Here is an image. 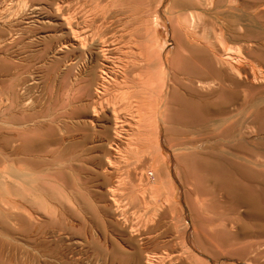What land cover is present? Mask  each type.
I'll use <instances>...</instances> for the list:
<instances>
[{"label": "rangeland", "instance_id": "1", "mask_svg": "<svg viewBox=\"0 0 264 264\" xmlns=\"http://www.w3.org/2000/svg\"><path fill=\"white\" fill-rule=\"evenodd\" d=\"M54 1L58 0H0L4 12L0 11V25L8 12L19 13L14 16V25L0 27V264H144L148 253L162 254L164 250L172 254L175 264H180L178 256H186L184 251L190 254L181 264H264L263 253L254 255L239 244L241 241H231L221 231L220 224L230 210L225 168L217 176L208 174L198 160L188 157L190 148L180 150L173 144L169 127L158 128V138L146 141L144 147L127 141L126 130L117 137L110 107L98 108L94 87H84L88 53L78 43H68L69 29ZM114 1L102 0L99 4L111 10L122 8L120 16H125H119L120 23L112 19L114 26L107 33H113L107 36L110 42L112 38L118 42L121 39L119 49L109 47L113 57L123 54L128 39L139 43L151 36L163 59L181 54L180 47L188 42L176 19L177 14L187 16L185 7H173L175 0H123L119 6ZM90 4L91 8L95 3ZM170 6L173 8L167 13ZM21 13L22 19L18 17ZM81 17L83 14L78 21L83 25ZM4 28H9V35H3ZM21 30L22 37L15 41ZM251 34L255 35V30ZM96 45L89 47L91 54L97 52ZM10 86L16 93L15 101L21 104L10 105L6 100ZM23 96H28L26 102ZM47 137L54 139L53 144L45 141ZM42 142V150L48 148L50 152L36 150ZM200 144L205 147L201 141L193 145ZM254 146L258 147H248ZM145 149H151L152 154ZM11 186L17 192L9 190ZM38 187L40 191L35 190ZM23 188L32 191V197L39 195L35 204H24L35 213L8 203L12 197L22 203L29 192ZM230 219L228 222H232ZM204 235L213 238L217 248L210 244V252L199 249L196 242ZM154 238L159 240L155 242Z\"/></svg>", "mask_w": 264, "mask_h": 264}, {"label": "bare ground", "instance_id": "2", "mask_svg": "<svg viewBox=\"0 0 264 264\" xmlns=\"http://www.w3.org/2000/svg\"><path fill=\"white\" fill-rule=\"evenodd\" d=\"M98 1L69 0L67 4H64L66 1L63 0L54 1L56 11L64 17V22L69 29L71 36L68 37V43L69 41L71 44L78 43L79 47L85 49V53H88V68H85V73H88V80L84 87L87 89L94 87L96 97L99 100L101 98L97 102L98 108L110 107L113 113V128L117 137H122L126 130L125 135H127V138H124L127 141L141 143V146L144 147L147 146L146 141L157 137L158 128L169 127L170 134H168V137L174 136L173 144L180 150L190 148L191 152H187L188 157L198 160L208 174L217 176L220 170L225 168L227 171L225 189L230 203V210L228 209V214L224 216L223 222L220 224L221 231L227 234L231 241H241L239 244L242 245L243 243L254 255L264 254V0H175L176 3L173 7H185L187 10V16L181 17L177 14L176 23L183 31L188 43L180 47L181 54H176L167 60L160 56L153 43L152 36L151 39L145 38L139 43L128 39L129 41L126 44L124 43L125 46L123 45V54L119 53L121 55L119 56L116 53L118 57L116 54H113L116 56L113 57L112 53H109V47L118 48L121 39L118 42L119 39L112 38L110 42L107 36L112 32L107 33L111 31L110 26L114 22L112 19L117 18L116 20L120 23V17H123L124 14L120 16V9L122 8L119 7H113L114 9L111 10L105 5L101 8L99 4L102 0ZM120 1L123 0H115V5L119 6ZM12 2L9 3L12 4ZM20 2L18 0L20 4L24 1ZM92 2L95 4L91 9L90 3ZM2 3L4 1L1 2V7L3 6ZM64 5L69 8H65ZM134 6L136 5L134 4ZM173 7H167L166 12L170 13L169 11ZM22 8L20 9L22 10ZM16 9L18 10V7ZM67 9H72V11L66 12ZM129 10L131 9L129 8ZM17 14L19 13L9 15L8 12V16L3 17L4 21H2L5 23L1 22L2 25H14V16H17ZM79 14H83V18L81 17L83 25L78 21ZM126 15L128 19L129 13ZM95 16H98V18H95ZM133 16L136 15L133 14ZM18 17L22 19V13ZM2 25H0L1 28ZM129 27L125 28L129 30ZM7 30L3 35H9L10 32ZM251 30H255L256 34H251ZM124 31L126 30L122 32ZM23 33L24 31L21 30V33L14 37V40L16 41L22 37ZM95 37L97 42L93 40ZM0 40L3 39L0 38ZM8 41L10 40L8 39ZM93 41L97 44V52L91 51V54L89 47L94 46ZM108 42L110 43L108 44ZM66 43L67 40L65 44H62L66 46ZM233 43L236 45L235 49L232 48L231 44ZM74 47H77V45H74ZM73 60L71 61L73 62ZM85 61L87 60L85 59ZM82 65L84 66V64ZM79 71L77 73H80ZM11 87L9 89L10 97L7 96L6 100H9L10 105H13L17 102L15 101L17 96ZM20 90L18 89V92ZM254 91L257 92L255 96ZM104 95L107 96L103 99L102 96ZM27 97L24 99L23 96L24 100H22L26 102ZM1 102H3L2 96H0ZM19 103L17 102L16 105ZM5 104L4 108H7V103ZM9 120H12V117ZM53 138L47 137L45 141H50L53 144L52 141L55 139ZM197 141L203 142L205 147H202V144L198 147L193 145ZM43 144L44 142L37 146L38 149L36 150L38 152L49 151L47 147L50 145H46L47 150H44V148L42 150ZM247 144L248 146L258 145V147L254 146L250 149L251 147H248ZM26 147L29 149V145H26ZM26 147L24 149L27 150ZM143 151L152 154L151 149ZM19 161L21 162V160ZM38 188L35 190L40 191V187ZM12 189L11 186L9 190ZM15 191L17 192V190ZM25 191L29 192H27L28 196L25 199L23 198V202L21 201L23 204L19 203L20 199L18 202L13 197L8 203L16 208L24 207V210L29 214H31V211L35 213L31 207L26 208L24 204H35L34 201H36V198L39 199V195L32 197L30 196L32 191L28 189H25ZM14 213H16L14 216H19L17 212ZM228 219L232 222H228ZM235 223L239 224L234 226ZM198 238L196 243L199 249L210 252L209 248H212L211 246L208 248L210 244L217 248V242L215 244L213 238L207 235ZM153 240L157 242L159 239L154 238ZM224 242L223 240V244ZM226 248H229V246ZM139 252L140 250L137 252L138 260ZM159 253H148L144 264H159L162 259H167L169 264L176 263L171 257L172 254L170 255L165 250L162 251V254ZM184 253H186V256L190 254L185 251ZM180 256L176 260L180 259L179 263L181 264L188 256ZM192 256L193 254L190 257Z\"/></svg>", "mask_w": 264, "mask_h": 264}]
</instances>
